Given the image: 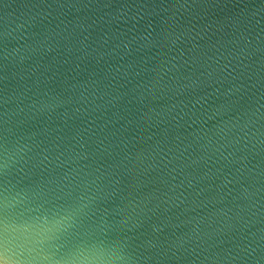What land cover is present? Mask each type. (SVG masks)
I'll return each instance as SVG.
<instances>
[{"label": "water", "instance_id": "95a60500", "mask_svg": "<svg viewBox=\"0 0 264 264\" xmlns=\"http://www.w3.org/2000/svg\"><path fill=\"white\" fill-rule=\"evenodd\" d=\"M5 196L57 256L264 264V0H0Z\"/></svg>", "mask_w": 264, "mask_h": 264}, {"label": "clouds", "instance_id": "9594fccd", "mask_svg": "<svg viewBox=\"0 0 264 264\" xmlns=\"http://www.w3.org/2000/svg\"><path fill=\"white\" fill-rule=\"evenodd\" d=\"M23 201L16 196L4 197L0 211V264H123V256L110 251L107 256L83 244L74 245L62 255L52 254L48 242L58 239L73 226L68 215L40 212L38 215H9L15 204ZM38 211V210H37ZM10 230L17 234L18 243L13 249L8 242Z\"/></svg>", "mask_w": 264, "mask_h": 264}]
</instances>
